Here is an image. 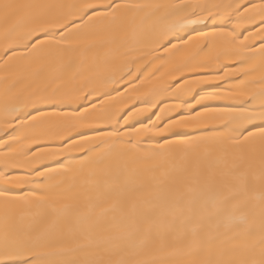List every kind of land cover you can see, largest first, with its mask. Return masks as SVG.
<instances>
[{"label":"snow or ice","instance_id":"1","mask_svg":"<svg viewBox=\"0 0 264 264\" xmlns=\"http://www.w3.org/2000/svg\"><path fill=\"white\" fill-rule=\"evenodd\" d=\"M0 264H264V0H0Z\"/></svg>","mask_w":264,"mask_h":264}]
</instances>
